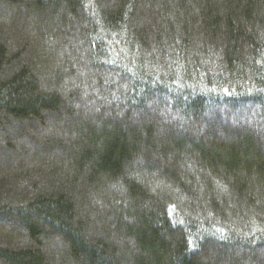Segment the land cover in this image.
<instances>
[{
	"label": "trees",
	"instance_id": "1",
	"mask_svg": "<svg viewBox=\"0 0 264 264\" xmlns=\"http://www.w3.org/2000/svg\"><path fill=\"white\" fill-rule=\"evenodd\" d=\"M0 264H264V0H0Z\"/></svg>",
	"mask_w": 264,
	"mask_h": 264
},
{
	"label": "snow or ice",
	"instance_id": "2",
	"mask_svg": "<svg viewBox=\"0 0 264 264\" xmlns=\"http://www.w3.org/2000/svg\"><path fill=\"white\" fill-rule=\"evenodd\" d=\"M191 243V242H190Z\"/></svg>",
	"mask_w": 264,
	"mask_h": 264
}]
</instances>
